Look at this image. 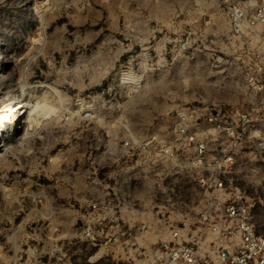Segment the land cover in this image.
I'll return each mask as SVG.
<instances>
[{
  "label": "rangeland",
  "instance_id": "rangeland-1",
  "mask_svg": "<svg viewBox=\"0 0 264 264\" xmlns=\"http://www.w3.org/2000/svg\"><path fill=\"white\" fill-rule=\"evenodd\" d=\"M261 1L0 0V264H133L172 229L199 235L210 198L264 235V141L236 143L214 194L199 176L221 141L201 168L179 136L232 106L264 137L261 40L227 19ZM152 133L173 161L123 146Z\"/></svg>",
  "mask_w": 264,
  "mask_h": 264
},
{
  "label": "built area",
  "instance_id": "built-area-1",
  "mask_svg": "<svg viewBox=\"0 0 264 264\" xmlns=\"http://www.w3.org/2000/svg\"><path fill=\"white\" fill-rule=\"evenodd\" d=\"M227 19L231 30L238 35H259L261 66L264 68V0L251 7L231 4ZM202 109L200 116L194 112V116L189 117L191 125L186 130L180 129L179 136L187 145H192L187 157L201 168L208 157L209 142L221 141L220 150L210 159L213 161L209 176L203 173L199 176L200 185L213 189L215 194L223 189L218 171L231 168L235 162L233 150L236 143L240 146L246 138L264 141V137L250 130L253 124L248 108L220 106ZM167 139L164 135L152 133L141 139L128 138L123 146L143 155L158 153L160 159L173 161V145L169 136ZM216 204H219V198H210L208 207L200 215L198 221L203 228H198L199 235L186 225L183 229H172L168 239L147 246L144 257L133 264H264V235L251 222L248 209L235 199L222 201L218 209L214 208ZM92 209H98L96 204H92ZM105 218L108 213L102 217Z\"/></svg>",
  "mask_w": 264,
  "mask_h": 264
},
{
  "label": "bare ground",
  "instance_id": "bare-ground-1",
  "mask_svg": "<svg viewBox=\"0 0 264 264\" xmlns=\"http://www.w3.org/2000/svg\"><path fill=\"white\" fill-rule=\"evenodd\" d=\"M126 74V73H125ZM130 74V73H129ZM134 75V74H133ZM130 76V75H129ZM129 76H127V77H129ZM134 77V76H133ZM132 78V77H131ZM126 80V79H125ZM129 80H130V78H129ZM129 80H126L127 82L129 81ZM134 81H136V80H134ZM132 82V81H131Z\"/></svg>",
  "mask_w": 264,
  "mask_h": 264
}]
</instances>
